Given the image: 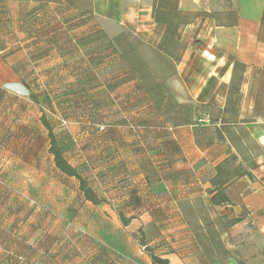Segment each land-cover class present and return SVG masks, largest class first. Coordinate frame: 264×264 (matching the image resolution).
I'll use <instances>...</instances> for the list:
<instances>
[{
	"label": "crops",
	"instance_id": "0c3cea01",
	"mask_svg": "<svg viewBox=\"0 0 264 264\" xmlns=\"http://www.w3.org/2000/svg\"><path fill=\"white\" fill-rule=\"evenodd\" d=\"M177 2L188 22L177 30L178 57L162 54L165 73H153L167 91L158 99L129 77L107 46V34L119 33L106 30L118 24L140 38L151 66L159 55L154 0H0L2 61L22 67L42 115L72 125L66 157L87 170L106 199L95 208L111 216L95 215L94 239L83 240L76 263L53 240L33 242V230L22 228L25 209L2 197L0 264H153L146 248L168 264H208L210 222L236 252L228 264H264V0ZM219 192L228 200L215 205ZM198 209L206 218L197 217V229L189 211Z\"/></svg>",
	"mask_w": 264,
	"mask_h": 264
},
{
	"label": "rangeland",
	"instance_id": "374dc122",
	"mask_svg": "<svg viewBox=\"0 0 264 264\" xmlns=\"http://www.w3.org/2000/svg\"><path fill=\"white\" fill-rule=\"evenodd\" d=\"M173 3L172 0H165L164 4L154 3V6L159 5V9L160 7L164 9L166 5L172 7ZM217 14L220 15L218 16L220 22L224 23L226 20L223 3L219 1ZM186 20L183 19L184 23L188 22ZM165 26H161L158 30L155 44L162 41ZM119 41H123V38L117 39V42ZM131 44L141 45L143 42L140 38H132ZM121 45L125 51H128V44ZM14 48L17 47L12 46L8 50ZM15 49L13 51L17 50ZM140 55L144 60L147 59L146 52ZM2 60L0 54V183L5 180L13 183H10L11 186L0 188V199L8 197L11 200H18L22 211L23 208L25 209L21 212L23 213L22 228L33 230V242L37 243V239L40 238L53 240L56 251L64 250V254L69 255L70 260H78L76 262L78 263L84 252L83 240L94 239L92 235H94L95 215L101 213L110 219L111 216L108 211L99 212L93 204L86 206L76 179L66 177L54 167L53 156L48 152V132L40 120L44 114L42 115L43 109L39 107L37 101L36 87L27 85L28 81L26 77H22L24 73L20 72L22 67L19 63L15 61L7 63ZM160 60L157 56L151 58L153 70L155 69L156 73L162 76L164 63ZM7 73H11L12 82L3 79V75ZM59 112H62L60 108ZM47 115L57 134L68 133L72 128L66 119L57 121L50 113ZM75 127L89 126L85 124ZM2 193L6 197L2 196ZM34 213H37V216L33 215ZM215 213L217 214L215 209L209 208V214L215 216ZM197 217L205 220V210H196V215H192L189 211L190 223L198 229ZM210 230L216 231L212 222H210ZM138 239L141 240L139 235ZM225 241L224 236L222 237L218 232L211 237L214 264H228V258L236 253L231 249H225ZM19 259L26 262L24 256H19ZM235 262L241 264L239 261Z\"/></svg>",
	"mask_w": 264,
	"mask_h": 264
},
{
	"label": "trees",
	"instance_id": "16d2710c",
	"mask_svg": "<svg viewBox=\"0 0 264 264\" xmlns=\"http://www.w3.org/2000/svg\"><path fill=\"white\" fill-rule=\"evenodd\" d=\"M164 1L165 0H154L155 3H161V4H164ZM172 1L174 2L172 7H170L171 5H169V7L166 5L164 10L161 7L159 9L158 7L159 5H158L156 7L154 6V10H153V17L155 23L157 24L158 30L161 28V26L166 25L163 29L164 34L162 41L156 45L159 52V55L156 54V56L159 60L161 59L160 61H163L164 63L163 64L164 68L162 71L164 73H165V66L168 65V62L166 61V59L164 60L163 55L167 54L169 56H172V58L174 59L178 57L181 46H179V39H178L179 34L177 30L179 29L180 25L186 24L184 23L183 19L184 20L187 19L186 16H182L178 11L177 0H172ZM166 3L167 2H165V4ZM106 30L109 31L116 30L119 33L118 36L115 37V39L109 38L107 34V41H108L107 46L113 48L115 53L119 55L122 62L125 63L129 77L138 79L140 85L144 88V90L148 92H154L158 99H161V97H165L167 93L165 83L163 81L158 83L154 82L153 73H155L156 75L158 74L156 73L155 69L153 70L154 68L153 62L150 61L152 62L150 66L149 63L146 61L147 59L144 60V58L140 55L141 53L138 51L140 45L131 44L132 38L127 33H123L122 29L118 26V24L109 25ZM119 38H123V41L117 42V39ZM122 43L128 44L129 47L128 51H125L122 48L121 45ZM33 98L35 99V96ZM40 120H41V124L45 126L48 132L47 133V137L49 138L48 152L53 156L54 167L66 177L76 179V181L78 182L79 191L84 197L85 202L93 204L94 206H100L106 203V199L99 198L97 192L91 185L90 181H88L87 177H85L87 170L83 168L73 167L69 163L66 154L74 147L72 139L66 133L57 134L54 131V127L52 123H50V121L47 119L45 113ZM227 200H228L227 195L224 192H219L211 199L212 203L215 205L222 204ZM119 218L122 224L125 226H128L131 221V219L126 218L123 213L119 214ZM239 222H240L239 220H234L231 222L230 225H235ZM205 229L207 233V239L202 240L203 244H205L204 247L206 252L205 259L208 264H212L215 262H212V257L214 255V252L212 251L213 245L211 244V237L213 236V234H215V232H217V230L214 228L216 231L211 232L210 225H207ZM140 234L142 235L140 244L142 246H145V239L142 230H140ZM146 251L151 253L153 264L169 263L168 259L166 260L161 259L155 253H153V251L150 250L149 248H146Z\"/></svg>",
	"mask_w": 264,
	"mask_h": 264
}]
</instances>
